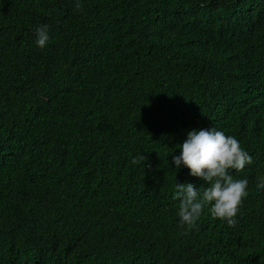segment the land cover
<instances>
[{
	"label": "trees",
	"instance_id": "16d2710c",
	"mask_svg": "<svg viewBox=\"0 0 264 264\" xmlns=\"http://www.w3.org/2000/svg\"><path fill=\"white\" fill-rule=\"evenodd\" d=\"M80 3L0 0V264H264V0ZM210 127L253 159L232 227L173 199Z\"/></svg>",
	"mask_w": 264,
	"mask_h": 264
},
{
	"label": "clouds",
	"instance_id": "9594fccd",
	"mask_svg": "<svg viewBox=\"0 0 264 264\" xmlns=\"http://www.w3.org/2000/svg\"><path fill=\"white\" fill-rule=\"evenodd\" d=\"M75 7L77 10L82 8L80 0H76ZM48 32L47 24L34 29L37 47L42 49L46 46L50 38ZM178 148L180 155L172 156L176 169L184 166L191 176L207 183V187L201 186L198 190L192 183H175L173 199L179 201L177 215L180 224L194 227L208 206L214 219L226 222L229 227L235 226L240 205L249 194V181L247 178H236L232 173L252 164L251 155L234 136L214 127L188 132ZM131 162L151 170L145 155H137ZM256 190H264V177L257 178Z\"/></svg>",
	"mask_w": 264,
	"mask_h": 264
}]
</instances>
